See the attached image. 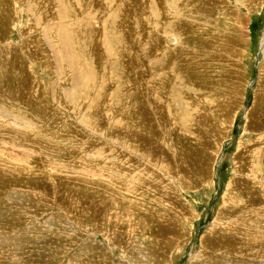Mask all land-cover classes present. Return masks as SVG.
<instances>
[{"label":"rangeland","instance_id":"1","mask_svg":"<svg viewBox=\"0 0 264 264\" xmlns=\"http://www.w3.org/2000/svg\"><path fill=\"white\" fill-rule=\"evenodd\" d=\"M256 101L264 0H0V264H264Z\"/></svg>","mask_w":264,"mask_h":264},{"label":"bare ground","instance_id":"2","mask_svg":"<svg viewBox=\"0 0 264 264\" xmlns=\"http://www.w3.org/2000/svg\"><path fill=\"white\" fill-rule=\"evenodd\" d=\"M148 1V0H147ZM109 2V1H108ZM107 2V3H108ZM111 7V6H110ZM109 7V8H110ZM151 9V8H150ZM106 10V9H105ZM220 14V13H219ZM116 17V16H115ZM197 17V16H196ZM118 18V17H117ZM202 19H203V17H202ZM232 19L233 18H231L230 20H229V23L232 21ZM210 21H212L213 19H209ZM213 22H214V20H213ZM229 25V24H228ZM237 26V27H236ZM208 27H210V24L208 25ZM230 27V26H229ZM234 27V30H232L231 28L229 29V32H228V34H232V35H237V33L239 32V26L238 25H234L233 26ZM210 31V30H209ZM104 32V31H103ZM108 33V32H107ZM217 33V32H216ZM72 36V35H71ZM109 36V35H108ZM215 36V35H214ZM108 38V37H107ZM213 39H215L214 41H218V38H216V36L213 38ZM130 42V41H129ZM70 44V43H69ZM71 45V44H70ZM223 45V44H222ZM69 46V45H68ZM121 46V45H120ZM202 46V45H201ZM118 47H119V45H118ZM120 48V47H119ZM217 48H219V50L221 49V51L224 53V57H230L231 55H230V53H227L225 50H224V45L223 46H218ZM68 49H66L65 48V51H67ZM216 50V49H215ZM211 51L210 53H213V54H216L217 55V51ZM205 51V50H204ZM208 51V50H207ZM221 53V52H220ZM232 56H233V54H232ZM236 56V55H235ZM215 56H213V58H214ZM237 57V56H236ZM212 58V59H213ZM195 60V59H194ZM196 62V61H195ZM181 63V65L183 64V62H180ZM51 65V64H50ZM180 67H182V66H178V65H175V68H180ZM197 67H198V65H197ZM196 67V68H197ZM197 70H198V68H197ZM195 72H196V70H195ZM199 73V72H198ZM33 79V78H32ZM258 100V99H257ZM148 101V100H147ZM259 102L258 101H256L255 102V105L253 106V109L250 111V113H255V110L254 109H256V108H260L261 107V109L259 110V112H261L263 109H262V105L260 106L259 104H258ZM187 108V107H186ZM263 113H264V111H262L261 112V116L263 115ZM48 116V115H47ZM248 117V116H247ZM262 124V123H261ZM261 124H259V125H261ZM257 126V125H256ZM210 127V126H209ZM261 127V126H260ZM260 127L259 128H257V129H260ZM264 127V125L261 127V128H263ZM117 137V136H116ZM197 151H198V149H196ZM196 151V152H197ZM201 151V150H200ZM203 153V152H202ZM198 154L199 153H197V155H196V153L194 152V155H192V157H193V159L195 158V157H197L198 156ZM194 160H196L198 163H199V160L198 159H194ZM193 162V161H192ZM196 165V164H195ZM198 166V165H197ZM264 166V162H261V163H259L258 165H256L255 167L257 168V170L258 169H260V168H262ZM76 167V166H75ZM191 167H192V165H191ZM251 173V172H250ZM251 176H252V178L253 177H255L256 175L255 174H253V173H251ZM80 180V179H79ZM36 182V181H35ZM37 183H39V182H37ZM232 185V184H231ZM242 191L244 190V188L241 186V188H240ZM252 192L253 191H251L250 192V196H252ZM69 193V192H68ZM23 193H18V197L16 198V200H15V202H18L19 200H24V199H26V198H28V197H26V196H23L22 195ZM30 197V196H29ZM247 197H249V196H247ZM31 200V199H30ZM121 201H123V200H121ZM107 203V202H106ZM120 203V202H119ZM6 204H7V200H4L3 198H0V209L2 210V209H4V210H6ZM121 204H123V206L125 205V203H121ZM114 206V204H112V203H109L108 204V207L110 208V209H112L111 207H113ZM92 207H93V205L92 206H90L89 207V213H92ZM103 207V206H102ZM115 208H116V210H118V209H120V208H122V207H120V206H117V204L114 206ZM105 208V207H104ZM106 208H107V206H106ZM114 208V209H115ZM125 208V207H124ZM93 211H95V208H93ZM1 212V211H0ZM96 212V211H95ZM96 214V213H95ZM100 214V213H99ZM117 213L116 212H108V211H104V215H103V210H102V216L101 217H99V218H101L100 219V222H99V218L97 217L96 218V222L95 223H97V224H102V226L104 227V229H103V231H105V229L106 228H108V226L110 225V220L112 219L113 220V222H114V226H112V228L111 229H109V230H113V231H111L110 232V238H113V239H115V240H113V241H111L110 240V246H115V245H117L118 244V242H120V238H124V240L123 241H128V238H127V236L125 235H123V232L121 231V230H119V226H118V224H117V222L119 221V220H117ZM113 216L115 217V218H113ZM106 219V220H105ZM105 220V221H104ZM135 220V219H134ZM104 221V222H103ZM51 222V221H50ZM49 222V223H50ZM90 222H94V221H92V219L90 220ZM49 223H47L46 225H44V226H42V227H44V228H46V226H48L49 225ZM37 224H33L32 226L34 227V226H36ZM101 226V227H102ZM37 227H39V224L37 225ZM35 229V228H34ZM37 229V228H36ZM49 231H50V233H53V231L51 230V229H49V228H47ZM47 229H45V230H47ZM53 229V228H52ZM108 230V229H107ZM163 230V229H162ZM28 231V230H27ZM34 231H36V230H34ZM102 231V232H103ZM164 231V230H163ZM41 232H42V230L40 229L39 230V233L41 234ZM96 232V231H95ZM109 232V231H108ZM46 233V232H45ZM44 233V234H45ZM105 233V232H104ZM103 233V234H104ZM35 234H38V233H36L35 232ZM250 234V233H249ZM23 234H21L20 236H22ZM128 235V234H127ZM15 238H16V236H18V233H16L15 235ZM19 236V237H20ZM25 236H27V235H25ZM25 236H23L22 237V239L25 237ZM106 236V235H105ZM108 236V235H107ZM106 236V237H107ZM129 237V236H128ZM134 238H136V237H133L132 239H134ZM18 239V238H17ZM16 239V240H17ZM21 239V240H22ZM58 239V238H57ZM16 240H15V242H16ZM50 240V239H49ZM138 242V241H137ZM132 245H134V244H132ZM128 246V245H127ZM38 247H39V244H38ZM117 247V246H116ZM126 247V246H125ZM134 247V246H133ZM135 247H137V246H135ZM111 248V247H110ZM138 248V247H137ZM113 249V248H112ZM127 249V248H126ZM138 249H140V248H138ZM21 250V249H20ZM30 253H29V256L30 257H33V252L32 251H29ZM100 250H97V254H99L100 255ZM147 252H148V254H149V251H148V249H140L139 251H136V255L138 256V257H140V258H142V259H144V260H146L147 262H149V261H151V259H149V257H148V255H147ZM107 253V252H106ZM150 256V255H149ZM205 256V255H204ZM208 256V255H207ZM151 257H152V255H151ZM199 259V258H198ZM201 260V259H200ZM208 260H210V257L209 258H203L202 259V263L201 264H211ZM76 261V260H75ZM143 262V261H142ZM144 263V262H143ZM200 263H198V264H200ZM151 264V263H150ZM222 264V263H221Z\"/></svg>","mask_w":264,"mask_h":264}]
</instances>
